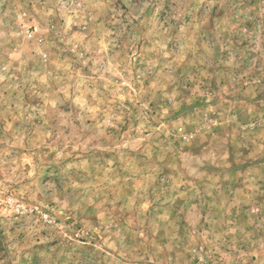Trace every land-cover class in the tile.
I'll use <instances>...</instances> for the list:
<instances>
[{
    "label": "rangeland",
    "instance_id": "374dc122",
    "mask_svg": "<svg viewBox=\"0 0 264 264\" xmlns=\"http://www.w3.org/2000/svg\"><path fill=\"white\" fill-rule=\"evenodd\" d=\"M0 264H264V0H0Z\"/></svg>",
    "mask_w": 264,
    "mask_h": 264
}]
</instances>
